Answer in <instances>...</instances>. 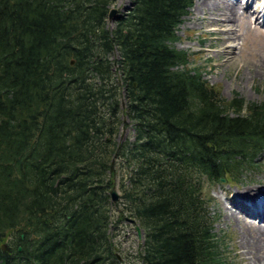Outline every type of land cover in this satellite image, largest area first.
I'll return each instance as SVG.
<instances>
[{
    "label": "trees",
    "instance_id": "1",
    "mask_svg": "<svg viewBox=\"0 0 264 264\" xmlns=\"http://www.w3.org/2000/svg\"><path fill=\"white\" fill-rule=\"evenodd\" d=\"M115 1L0 0V264H122L120 202L141 264H228L203 178L255 164L264 103L225 100L174 46L193 0H130L110 29Z\"/></svg>",
    "mask_w": 264,
    "mask_h": 264
},
{
    "label": "rangeland",
    "instance_id": "2",
    "mask_svg": "<svg viewBox=\"0 0 264 264\" xmlns=\"http://www.w3.org/2000/svg\"><path fill=\"white\" fill-rule=\"evenodd\" d=\"M202 2L203 0H193L189 12L182 17V22L176 29L178 40L174 46L189 53L190 65L202 68L203 77L219 91L221 97L225 100H230L237 93L246 102L264 103V74L262 73L264 71V33L255 30V28L259 30L263 28L256 24V17L250 15V19L246 13H240V17L242 15L241 18L243 19L239 22L224 20L222 23H208L206 20H202V18L208 16L207 8L204 15L201 13L200 5ZM261 2L262 0H254L251 3L254 5L253 9L255 11L262 10ZM129 6L130 0H116L111 7L116 8L117 13L121 14ZM213 16L216 18L221 17L216 13ZM246 17H248V20H244ZM247 21H249V24ZM106 24L112 29L115 26V20L108 19ZM216 30H221L222 33L215 32ZM251 30L255 33H252ZM230 31L236 33V35L228 39L226 45L222 44L219 38H227ZM228 45L232 48L224 49ZM226 50H230V52L225 55ZM118 57L117 50H113L109 55L110 59H117ZM124 106L125 99L122 95L120 107L123 109ZM119 118L120 123L113 137L115 146L125 140H132L134 134L132 122L125 113L121 112ZM122 121L125 125L121 124ZM106 137L109 139V136ZM254 163L244 168L234 182L223 180L209 183L203 178V191L211 199L207 208L212 216L213 231L223 240L222 251L228 264H245L239 244V225L235 220L244 218L249 221L251 218H247L246 213L251 214L252 212L249 208L246 209L242 203L248 202V200L253 201L256 195L264 193V150ZM118 167V161L116 160V162H113L112 169L117 172V175L114 176L115 183L113 187L118 194V199L113 202L110 198L111 204L118 203L122 193L119 187V178L122 171L118 170ZM248 187L255 189L251 191L253 193L260 192L252 195L243 194L242 191L248 192ZM111 206L113 207L112 214L114 217V228L113 226L112 228L116 235L117 250L115 253L118 261L122 264H141L134 257L144 239L143 227L140 226L138 221L131 223L126 220V218L132 216L125 209L122 202L116 207L113 204ZM227 213H233L236 218H226ZM118 216H120V219ZM136 224L139 226V235L135 229ZM9 241L8 238L7 242Z\"/></svg>",
    "mask_w": 264,
    "mask_h": 264
},
{
    "label": "bare ground",
    "instance_id": "3",
    "mask_svg": "<svg viewBox=\"0 0 264 264\" xmlns=\"http://www.w3.org/2000/svg\"><path fill=\"white\" fill-rule=\"evenodd\" d=\"M245 1L246 2L242 4L241 0H203V2L200 5L202 9L201 13L204 15L206 13L205 11L207 8L208 16L206 18H202V20H206V22L212 23V24L217 23V22L222 23V21L224 20L228 22L229 21L239 22L240 20L243 19L241 18L242 15L240 17V13H246L247 16H249V18H250V15H253L254 17H256L255 22H257L258 19L262 16L261 14L262 10L255 11L253 9V6L251 3L254 0H245ZM215 13L221 17L220 18L214 17L213 14ZM244 20H248V17H246ZM247 23L249 24V21H247ZM250 28L253 29L252 27ZM255 30H258L261 33H264V30L262 29L259 30L255 28ZM215 32L222 33L221 30H216ZM251 32L255 33V31L253 30H251ZM234 35H236V33H232L230 31L229 36L227 38L225 37L219 38L220 42L226 45L227 40L233 38ZM229 48H232V47L228 45L224 49H229ZM226 51L227 52L224 53L225 55L230 52V50H226ZM262 73L264 74V71H262ZM247 189H249L247 190L248 192L242 191V193L252 195L254 193L260 192V191H257L253 193L251 191H254L255 190L254 188L248 187ZM263 194L256 195V197L253 198L254 199L253 201L246 199L248 200V202L242 203L246 209L249 208V210L252 212L251 214L246 213L247 215L246 217L251 218L249 219V221H246V219L244 218L241 220L240 219L235 220L239 225L238 227L240 231L239 244H240V248L242 249V253H243L242 255L244 256L245 264H264V195ZM256 214H259V215H256ZM226 218L235 219L236 215H234L233 213H227Z\"/></svg>",
    "mask_w": 264,
    "mask_h": 264
},
{
    "label": "water",
    "instance_id": "4",
    "mask_svg": "<svg viewBox=\"0 0 264 264\" xmlns=\"http://www.w3.org/2000/svg\"><path fill=\"white\" fill-rule=\"evenodd\" d=\"M117 14H118L117 13V9L114 8V7H110L109 12H108V19L109 20L114 19ZM106 139H108V137H106ZM113 162H114V160L112 159L111 160V168H112ZM110 197H111V200L113 202L118 199V194L115 191L114 187L110 190ZM126 220L131 222V223H135L136 222L135 219H133V218H126ZM135 229L137 230V233L139 235L140 234V230H139V226L137 224L135 225Z\"/></svg>",
    "mask_w": 264,
    "mask_h": 264
}]
</instances>
